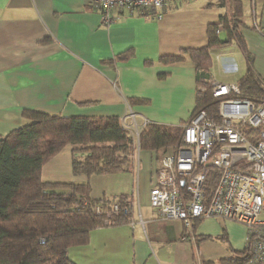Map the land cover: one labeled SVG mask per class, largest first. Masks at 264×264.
<instances>
[{"label":"crops","instance_id":"1","mask_svg":"<svg viewBox=\"0 0 264 264\" xmlns=\"http://www.w3.org/2000/svg\"><path fill=\"white\" fill-rule=\"evenodd\" d=\"M235 1L241 4L238 33L249 68L264 85V0ZM227 14L217 0H183L172 4L161 21L123 11L117 23L103 27L100 11L87 0H0V136L25 124L24 110L120 119L133 113L138 123L146 119L167 126L186 122L195 106L194 65L158 60L204 48L207 27ZM220 28L222 39L226 31ZM228 47L241 57L223 51ZM129 49L135 55L127 62L102 63ZM209 54L214 83L237 84L247 71L235 43ZM128 99L148 105L130 107ZM72 154L67 146L47 162L43 181L89 184L93 199L126 195L132 218L142 222L134 229L123 224L92 230L85 246L67 251L75 264H201L227 258L228 247H245L244 227L230 221L202 220L194 236L212 239L196 247L181 240V222L156 219L148 193L161 153L138 151L128 172L91 177L73 175Z\"/></svg>","mask_w":264,"mask_h":264},{"label":"trees","instance_id":"2","mask_svg":"<svg viewBox=\"0 0 264 264\" xmlns=\"http://www.w3.org/2000/svg\"><path fill=\"white\" fill-rule=\"evenodd\" d=\"M220 6L228 8L229 14L220 16L216 24L207 27L208 42L204 48L187 49L179 56L158 60L166 65L190 60L194 65L195 106L186 122L178 126L149 122L140 129L137 146L128 124L122 121L127 117H62L24 110L21 117L25 124L0 136V264H75L67 257V251L85 246L92 230L128 224L133 208L126 195L93 199L89 184L44 182L41 169L67 146L73 153V175L86 177L128 172L138 151L161 153L171 148L177 152L184 146V125L191 117L201 111L215 115L218 110L219 101L210 94L214 83L210 75L211 50L235 43L247 60V71L237 82L239 95L235 98L254 103L264 101V85L250 70L244 41L238 33L243 26L241 4L226 0ZM218 27L226 31V37L219 38ZM134 55L133 49H129L102 63L110 66L125 63ZM128 104L130 107L147 106L148 101L128 99ZM215 183L216 177L209 179L210 189ZM180 191L184 192V188ZM201 222L193 221L192 229ZM210 239L212 237L195 235V245ZM228 249L227 258L201 264L250 262L248 248Z\"/></svg>","mask_w":264,"mask_h":264},{"label":"built area","instance_id":"3","mask_svg":"<svg viewBox=\"0 0 264 264\" xmlns=\"http://www.w3.org/2000/svg\"><path fill=\"white\" fill-rule=\"evenodd\" d=\"M181 1L87 0V5L100 11L101 25L107 27L117 23L123 11L161 21L169 7ZM210 94L219 101L216 114L201 111L192 116L184 125V146L177 152L171 148L161 152L148 204L160 222H181V240L192 245L195 220L220 219L244 227L245 247L251 254L248 264H264V101L235 98L239 88L234 83H213ZM122 121L138 146L140 129L149 121L138 123L133 113ZM212 177L216 183L210 189ZM130 217L132 229L142 225L141 219Z\"/></svg>","mask_w":264,"mask_h":264},{"label":"rangeland","instance_id":"4","mask_svg":"<svg viewBox=\"0 0 264 264\" xmlns=\"http://www.w3.org/2000/svg\"><path fill=\"white\" fill-rule=\"evenodd\" d=\"M149 19H151V17H149ZM223 51H225V52H234V53H236V55L237 56H239V57H241L240 56V54L238 53V51L236 50V49H234L233 47H228V48H225V49H223ZM240 70H241V68H240ZM218 73V72H217ZM150 207V206H149ZM152 209V208H151ZM154 211V210H153ZM156 215V214H155ZM132 217H133V215H132ZM156 219H157V217H156ZM158 220V219H157ZM214 220H220V219H214ZM134 221H137L138 222V219H134ZM220 221H224V220H220ZM226 222H229V221H226ZM138 225H140V224H138ZM193 230V229H192ZM193 234H194V231H193ZM195 244H193V246H194ZM196 246V245H195ZM195 254V253H194ZM199 259H201L200 258V256H199Z\"/></svg>","mask_w":264,"mask_h":264},{"label":"water","instance_id":"5","mask_svg":"<svg viewBox=\"0 0 264 264\" xmlns=\"http://www.w3.org/2000/svg\"><path fill=\"white\" fill-rule=\"evenodd\" d=\"M182 184V182L180 183V185Z\"/></svg>","mask_w":264,"mask_h":264}]
</instances>
